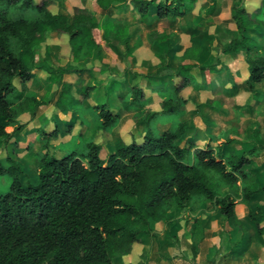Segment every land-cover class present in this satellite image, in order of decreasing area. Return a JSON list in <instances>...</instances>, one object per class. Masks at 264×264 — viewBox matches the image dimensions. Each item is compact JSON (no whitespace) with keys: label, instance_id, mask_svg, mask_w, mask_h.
<instances>
[{"label":"trees","instance_id":"trees-1","mask_svg":"<svg viewBox=\"0 0 264 264\" xmlns=\"http://www.w3.org/2000/svg\"><path fill=\"white\" fill-rule=\"evenodd\" d=\"M55 1L0 0L2 140L19 130V126L11 133L5 130V123L12 122L19 112L13 101L12 79L19 78L21 84L30 79L35 49L48 33L68 36L73 61L100 51L96 31L106 37L112 33L129 48V24L113 19L100 23L94 11L85 6H74L70 14L51 12L49 6ZM93 1L101 10L117 8L124 12L130 6L141 16L152 14L162 19L184 17L198 0ZM231 18L236 35L221 51H243L246 77L242 84L252 92L255 83L264 82V46L259 42V38L264 39V0H259L252 11L241 1H234ZM166 37L165 33L153 32L148 36L151 41ZM111 48L119 51L114 45ZM158 58L153 74L131 72L132 82L117 92L128 107L137 108L135 122L146 127L141 141L117 142L104 158L99 154L100 144L92 139L82 151L69 150L59 156L44 151L34 180L25 176L16 160L6 156L4 165L0 159V175L10 178L7 190L0 192V264H113V257L129 253L134 242L152 233L151 221L166 218L171 207L184 208L194 197L209 200L226 220L245 230L235 213L234 196L220 192L218 187L238 189L243 202L264 193V181L257 180L253 172L256 148L223 153L221 144L206 142L198 146L190 139L180 145L178 141L189 128L188 120H179L158 134L150 124L158 113L146 106L151 93L163 96L160 114L181 115L185 102L181 91L191 84L199 86L198 78L190 71L191 64L182 63L174 69L164 53ZM217 63L216 58L212 65L201 69L218 72ZM43 68L51 83L61 85L56 108L68 112L76 99L72 85L62 81L67 69ZM205 82L203 75L201 84ZM92 90L93 86L87 85L80 96L86 99ZM148 90L150 93H146ZM36 104L34 97L26 98V108ZM94 113L99 129L107 132L120 116L106 101L96 105ZM55 135L56 129L47 139ZM261 214L258 206L247 213L260 236L264 234Z\"/></svg>","mask_w":264,"mask_h":264},{"label":"rangeland","instance_id":"rangeland-1","mask_svg":"<svg viewBox=\"0 0 264 264\" xmlns=\"http://www.w3.org/2000/svg\"><path fill=\"white\" fill-rule=\"evenodd\" d=\"M74 6L90 8L100 23L113 19L129 24V48L112 33L106 37L96 31L94 35L100 43V51L73 61L68 36L59 32L48 33L35 49L30 79L25 84H21L17 77L12 79L15 87L13 101L19 112L12 122L5 123V130L11 133L17 126L19 130L8 139H0V159L4 165L8 156L20 163L26 177L34 180L44 151L54 156L69 150L82 151L85 143L92 139L100 144L99 154L104 158L117 142L141 141L146 127L135 122L137 108L128 107L126 100L117 97V92L125 89L124 84L132 82L131 72L153 74L159 63L158 54L164 53L174 69L182 63L191 64L190 71L198 78L199 86L191 84L181 91L185 99L181 115L160 114L163 96L151 93L146 106L158 113L151 126L160 134L177 121L188 120L189 128L178 141L180 145L188 139L198 146L206 142L221 144L223 153H239L255 147L258 154L253 157L255 169L252 170L257 180L264 181V82L255 83L252 92L246 91L242 84L246 77L243 52L227 54L221 51L222 46L236 35L226 7H220L217 0L215 3L199 0L184 17L162 19L152 14L141 16L130 6L124 12H118L117 8L101 10L93 0H56L49 10L70 14ZM150 32L165 33L167 37L162 41H151L148 38ZM259 42L264 46L263 38H259ZM112 45L119 51L113 50ZM186 49L187 54L183 55ZM216 58L218 72L201 69L212 65ZM56 66L67 69L62 81L72 85L76 99L66 113L58 111L55 105L60 83H51L43 68ZM203 75L206 82L202 85ZM87 85H92L93 90L84 99L80 93ZM27 97H34L37 101L32 109L26 108ZM102 101L120 115L108 132L99 129L98 117L94 113V107ZM54 129L56 135L47 139ZM9 183L7 175H0V192L6 191ZM218 190L234 196L235 213L245 227L243 232L226 220L209 200L194 197L184 208L171 207L166 218L151 221L152 233L145 236L146 240L157 242L160 234L155 229L162 226L163 239L172 248L169 254L185 257L187 262L192 259L190 264H210L213 259L218 264L216 258L223 257V253H229L238 244L237 255H241L237 262L252 264L264 249V234H257L247 213L260 207L261 223L264 224V193L243 202L238 189L219 185ZM243 251H248L246 257ZM112 261L113 264L121 263L119 256L113 257Z\"/></svg>","mask_w":264,"mask_h":264},{"label":"crops","instance_id":"crops-1","mask_svg":"<svg viewBox=\"0 0 264 264\" xmlns=\"http://www.w3.org/2000/svg\"><path fill=\"white\" fill-rule=\"evenodd\" d=\"M217 1L220 7H226L228 9L229 16H231V7L234 1H241L249 11H252L259 2V0H217ZM234 29L236 31V27H234ZM239 52H243V51H239ZM155 230L156 233L160 234V238L157 240V242L155 241L152 243V241H147L146 240V238L148 237L147 235L145 239H141L138 242H134L131 246V250L129 253L119 256V261L121 262L120 264H190L192 262V259L191 260L188 259L189 262H187V258L185 257H178L175 256V254L170 255L172 253L170 251L172 248L171 247L169 248L168 241L163 239L162 226L157 227V229ZM234 247L235 248L230 249L229 253L228 252L223 253L224 254L223 257L221 255L220 257L216 258V260L219 261L218 264H241L237 262L239 256L241 255V254L239 256L237 255L240 244ZM247 254L248 251L244 252L245 257L247 256ZM216 262L217 261L213 259L211 260L210 264L213 263L217 264ZM252 264H264V249H262V251H260V253L256 256Z\"/></svg>","mask_w":264,"mask_h":264}]
</instances>
